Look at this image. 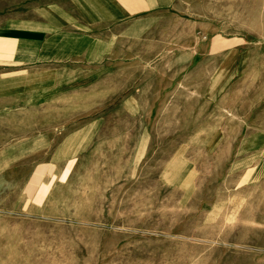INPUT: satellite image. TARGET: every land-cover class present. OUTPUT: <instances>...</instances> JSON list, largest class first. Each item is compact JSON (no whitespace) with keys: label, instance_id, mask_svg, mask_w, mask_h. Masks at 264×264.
I'll use <instances>...</instances> for the list:
<instances>
[{"label":"rangeland","instance_id":"rangeland-1","mask_svg":"<svg viewBox=\"0 0 264 264\" xmlns=\"http://www.w3.org/2000/svg\"><path fill=\"white\" fill-rule=\"evenodd\" d=\"M67 2L0 0V264H264V0H177L60 83L6 65Z\"/></svg>","mask_w":264,"mask_h":264},{"label":"crops","instance_id":"crops-1","mask_svg":"<svg viewBox=\"0 0 264 264\" xmlns=\"http://www.w3.org/2000/svg\"><path fill=\"white\" fill-rule=\"evenodd\" d=\"M176 4L177 0H68L64 6L44 7L36 19L14 28V37L3 48L5 64L49 68L51 81L60 83L59 72L68 65L103 62L117 46L113 33L141 34L147 22Z\"/></svg>","mask_w":264,"mask_h":264}]
</instances>
